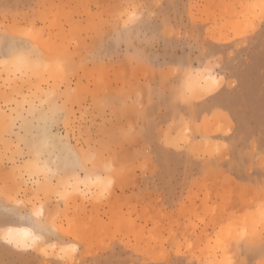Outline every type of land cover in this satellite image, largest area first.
Wrapping results in <instances>:
<instances>
[{
  "label": "rangeland",
  "instance_id": "obj_1",
  "mask_svg": "<svg viewBox=\"0 0 264 264\" xmlns=\"http://www.w3.org/2000/svg\"><path fill=\"white\" fill-rule=\"evenodd\" d=\"M0 264H264V0H0Z\"/></svg>",
  "mask_w": 264,
  "mask_h": 264
},
{
  "label": "bare ground",
  "instance_id": "obj_2",
  "mask_svg": "<svg viewBox=\"0 0 264 264\" xmlns=\"http://www.w3.org/2000/svg\"><path fill=\"white\" fill-rule=\"evenodd\" d=\"M15 60H16V65H19L21 63H26L25 67L29 68L31 66V64L28 65L26 61L23 62L19 59H15ZM29 61L32 63V66L34 67L33 64H35V60L30 59ZM202 80H203V77H202ZM219 82L221 81L219 80ZM219 82H218V78H216L215 76L211 74H207L204 76V83L203 85H201V87L205 88L208 84L209 86L212 85L216 87L217 83L220 84ZM6 235H7L8 240L13 242L14 244L21 245V246L32 244L38 239L37 235L34 234L33 231L27 226H10L8 227L6 231Z\"/></svg>",
  "mask_w": 264,
  "mask_h": 264
}]
</instances>
